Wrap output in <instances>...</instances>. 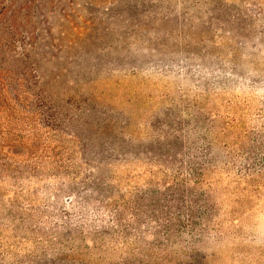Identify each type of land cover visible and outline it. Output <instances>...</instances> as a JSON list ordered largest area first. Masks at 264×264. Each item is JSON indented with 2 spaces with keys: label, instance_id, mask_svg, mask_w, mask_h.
I'll list each match as a JSON object with an SVG mask.
<instances>
[{
  "label": "rangeland",
  "instance_id": "374dc122",
  "mask_svg": "<svg viewBox=\"0 0 264 264\" xmlns=\"http://www.w3.org/2000/svg\"><path fill=\"white\" fill-rule=\"evenodd\" d=\"M89 1L93 4L87 5ZM77 3V18L63 22L68 38L82 33L80 38L98 39L106 34V39L97 40L85 53L73 51L68 59L61 55L62 74L71 89H76L80 78L82 97L92 95L94 103L104 104L125 122L124 126L134 129L133 137L123 135L125 143L145 154L139 162L119 158L121 172H117L123 178L120 187L127 199H137L136 192L141 196L154 191L161 196L175 182H183L186 191L201 194L196 209L207 201L211 227L218 230L215 239L207 243L192 242L189 234L182 233L173 247L166 236L144 234L142 240H129L138 246L148 243L145 248L149 246L155 253L167 249L178 264H264V0ZM129 18L143 23V28L139 29L138 22L124 24ZM60 21L57 15L53 17L55 37L60 36ZM168 65L175 67V73L158 68ZM197 126L201 131L194 134ZM64 138L70 140L67 135ZM42 139L57 149L55 143ZM163 148L170 151L159 158L161 161L148 155ZM192 154L195 162L206 161L202 168L191 166L203 173L198 180L189 175L192 172L187 163ZM181 161L187 163L179 164ZM95 172L88 174L89 179L85 178L87 171L80 169L78 175L69 170L63 176L49 171L40 179L23 180L30 203L42 211L38 225L50 232L52 224L62 223L55 217L66 220L69 213L77 211L78 200L87 196L94 199L89 189ZM61 183L73 185L77 197L64 194L56 201L45 193L47 189L57 192ZM2 185L10 197L19 190L9 181ZM189 198L185 196L184 207L179 204L183 196L171 203L160 199L156 217L162 216L156 211L165 205L170 216L177 214V206L183 207V213L186 205H192ZM181 213L178 216L186 222ZM124 219L134 222L129 212L124 213ZM106 222L111 224V219L106 218ZM147 222L158 229V223L144 215L142 223ZM158 242L167 247L153 248L160 246ZM86 245L92 246L89 239ZM32 249L26 245V252ZM122 251H128V246H115L117 254L111 263L123 258ZM131 257L132 261L141 258L137 251L128 259Z\"/></svg>",
  "mask_w": 264,
  "mask_h": 264
},
{
  "label": "trees",
  "instance_id": "16d2710c",
  "mask_svg": "<svg viewBox=\"0 0 264 264\" xmlns=\"http://www.w3.org/2000/svg\"><path fill=\"white\" fill-rule=\"evenodd\" d=\"M104 1L109 0H94L96 4ZM76 4L80 6L77 0L0 2V264H178L175 258L169 257L167 249L155 253L149 246L145 248L148 243L138 246L129 239L142 240L144 234L153 238L166 236L169 247H173L185 233L191 236L192 242L207 243L218 233L211 227V207L203 201L205 206L196 209L201 194L186 191L183 182H175L168 193L161 196L154 191L141 196L136 192L137 199H127L123 187H120L123 178L118 174L121 171H118L120 165L117 164L122 157L125 162L127 157L139 162L140 156L145 154L138 153L130 142L125 143L123 135L133 137L136 134L134 129L129 124L124 126L125 122L104 104L94 103L91 94V97H82L80 78L76 89H71L66 86L62 74L63 55L68 59L73 51L85 53L87 48L96 46L97 40L106 39V34L98 39L80 38L82 33H77L73 39L68 38L63 31V22H74ZM55 15L61 19L57 25L58 37H55ZM133 22L138 21L129 18L124 24L129 26ZM138 23L141 30L144 24ZM158 68L173 73L175 67ZM180 71L186 74L185 68ZM195 125H198L197 121ZM199 131L201 129L197 126L193 132L199 134ZM65 135L70 140L67 141ZM42 137L55 143L57 149L42 143ZM169 151L163 148L149 151L148 155H155V160L161 161L159 158L165 157ZM77 155L81 156L79 160L75 159ZM193 155L190 163L181 161L179 164H189L192 172L189 175L198 180L203 173L191 166L202 168L206 161L195 162ZM80 169L87 171V179L90 178L88 174L93 175L96 171L89 189L94 199L87 196L78 200L77 211L69 213L66 220L54 216L62 223L52 224V229L47 232L38 225L42 211L30 203L32 198L23 191L22 181L40 179L49 171L63 176L69 170L78 175ZM5 181H9L12 187H19L13 197L8 196L2 185ZM48 190L45 193L49 192L56 201L64 194L72 193L70 196L73 197L78 194L70 183H61L55 189L57 192ZM182 196L183 202L179 204H187L184 198L189 196L191 207L186 205L181 213L184 205L177 206V214L173 217L168 215L169 207L165 205L156 211L162 216L156 217L155 206L160 199L171 203ZM152 206L153 209L149 210ZM125 212H129V218H134L133 224L126 223ZM180 213L186 222L178 216ZM144 215L152 223H158V229H152L148 222L142 223ZM106 218L111 219V224H107ZM87 239L91 247L86 245ZM27 244L33 247L29 252H26ZM158 244L153 248L167 247ZM120 245H127L128 251H122L123 258L111 263L112 256L117 254L115 246ZM133 251H137L141 258L128 259Z\"/></svg>",
  "mask_w": 264,
  "mask_h": 264
}]
</instances>
